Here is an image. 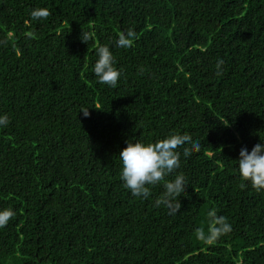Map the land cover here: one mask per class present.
<instances>
[{"label":"trees","instance_id":"16d2710c","mask_svg":"<svg viewBox=\"0 0 264 264\" xmlns=\"http://www.w3.org/2000/svg\"><path fill=\"white\" fill-rule=\"evenodd\" d=\"M0 114V264H264V190L235 161L264 141V0H0ZM171 134L200 150L132 196L119 152ZM177 174L179 211L155 206ZM210 211L231 231L207 239Z\"/></svg>","mask_w":264,"mask_h":264},{"label":"clouds","instance_id":"9594fccd","mask_svg":"<svg viewBox=\"0 0 264 264\" xmlns=\"http://www.w3.org/2000/svg\"><path fill=\"white\" fill-rule=\"evenodd\" d=\"M34 18H42L48 15L47 11L34 9ZM83 42H89L86 33L82 34ZM136 33L132 28L122 30L115 41L117 48L131 47ZM96 57L93 64V74L97 83L115 87L120 72L114 66L115 59L108 46L100 45L96 48ZM224 61L217 58V74L222 71ZM89 108L82 107L80 112L85 117L89 116ZM9 123L8 116L0 114V127H6ZM182 149V152H181ZM200 150L199 142L193 141L187 134H171L166 138L159 139L154 143H145L140 140L126 141V147L119 152V159L122 164L120 178L122 186L129 190L134 197L148 198L150 195L148 186H155L180 167L181 155L185 159L192 153ZM238 172L242 180L250 182L257 191L264 190V141L255 144L249 151L242 147L237 160ZM186 181L183 174L175 175L174 179L165 181L163 191L159 198L155 200V206L165 208L174 207L179 211V203L173 204L185 191ZM245 184H241V188ZM11 208L0 209V227L5 226L14 215ZM210 227L207 239H215L221 234L231 231V225L223 216L217 217L214 211L209 212ZM199 238L204 239L203 232L199 233Z\"/></svg>","mask_w":264,"mask_h":264}]
</instances>
